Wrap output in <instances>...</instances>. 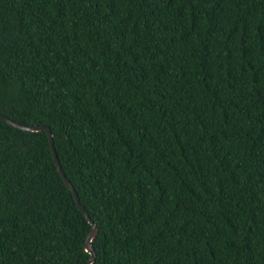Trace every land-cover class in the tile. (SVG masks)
Instances as JSON below:
<instances>
[{
	"label": "trees",
	"instance_id": "16d2710c",
	"mask_svg": "<svg viewBox=\"0 0 264 264\" xmlns=\"http://www.w3.org/2000/svg\"><path fill=\"white\" fill-rule=\"evenodd\" d=\"M0 114L90 264H264V0H0ZM90 229L0 119V264Z\"/></svg>",
	"mask_w": 264,
	"mask_h": 264
},
{
	"label": "water",
	"instance_id": "95a60500",
	"mask_svg": "<svg viewBox=\"0 0 264 264\" xmlns=\"http://www.w3.org/2000/svg\"><path fill=\"white\" fill-rule=\"evenodd\" d=\"M0 119L5 120L7 123H9L10 125L23 129V130H28V131H38V130H45L47 132L48 138H49V143H50V148L53 154V158L54 161L56 163L57 166V170L59 172V174L61 175L62 179L64 180V182L66 183V185L68 186V188L73 192L74 195V199L75 202L78 206V208L80 209V211L84 214V216L86 217L87 221L91 224V229L87 235V238L85 240V251L88 252L90 254L89 258L86 260L85 264H90L94 261L95 259V250L92 247V241L94 239V237L97 234V230L98 227L97 225L93 222V220L89 217V215L87 214V212L85 211V209L83 208V206L81 205V203L79 202V198L77 193L75 192L72 184L70 183V181L67 179V177L64 175L62 168L60 166V163L58 161L56 152H55V148H54V142H53V136L52 133L50 131V128L48 126L45 125H36V124H32V125H27V124H21L19 122H16L2 114H0Z\"/></svg>",
	"mask_w": 264,
	"mask_h": 264
}]
</instances>
